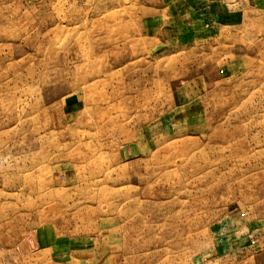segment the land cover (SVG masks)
I'll use <instances>...</instances> for the list:
<instances>
[{
    "label": "rangeland",
    "instance_id": "374dc122",
    "mask_svg": "<svg viewBox=\"0 0 264 264\" xmlns=\"http://www.w3.org/2000/svg\"><path fill=\"white\" fill-rule=\"evenodd\" d=\"M0 264H264V0H0Z\"/></svg>",
    "mask_w": 264,
    "mask_h": 264
}]
</instances>
